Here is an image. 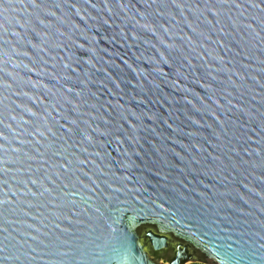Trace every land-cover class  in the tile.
Returning a JSON list of instances; mask_svg holds the SVG:
<instances>
[{
    "label": "water",
    "instance_id": "1",
    "mask_svg": "<svg viewBox=\"0 0 264 264\" xmlns=\"http://www.w3.org/2000/svg\"><path fill=\"white\" fill-rule=\"evenodd\" d=\"M192 261L264 264V0H3L0 264Z\"/></svg>",
    "mask_w": 264,
    "mask_h": 264
},
{
    "label": "flooded vegetation",
    "instance_id": "2",
    "mask_svg": "<svg viewBox=\"0 0 264 264\" xmlns=\"http://www.w3.org/2000/svg\"><path fill=\"white\" fill-rule=\"evenodd\" d=\"M172 249H173V248H171V246H170L169 248H166V249H163V250H161V251L155 252V253H154V256H156L157 258H158V257H162V259H164V258H168V259H170V258H172V257L174 256V254H175V249H174V252L172 253V255L169 254V252L172 251ZM162 251H164V253H165L166 255L168 254L169 256H163L164 253H161ZM168 259H167V260H168Z\"/></svg>",
    "mask_w": 264,
    "mask_h": 264
},
{
    "label": "built area",
    "instance_id": "3",
    "mask_svg": "<svg viewBox=\"0 0 264 264\" xmlns=\"http://www.w3.org/2000/svg\"><path fill=\"white\" fill-rule=\"evenodd\" d=\"M184 264H208V263L192 261V262H185Z\"/></svg>",
    "mask_w": 264,
    "mask_h": 264
},
{
    "label": "snow or ice",
    "instance_id": "4",
    "mask_svg": "<svg viewBox=\"0 0 264 264\" xmlns=\"http://www.w3.org/2000/svg\"><path fill=\"white\" fill-rule=\"evenodd\" d=\"M0 3H3V0H0Z\"/></svg>",
    "mask_w": 264,
    "mask_h": 264
}]
</instances>
